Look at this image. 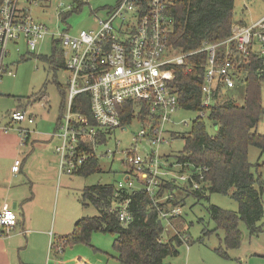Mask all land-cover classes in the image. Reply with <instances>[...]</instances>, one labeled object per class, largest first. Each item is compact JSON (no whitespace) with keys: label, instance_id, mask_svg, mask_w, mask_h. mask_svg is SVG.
<instances>
[{"label":"built area","instance_id":"obj_1","mask_svg":"<svg viewBox=\"0 0 264 264\" xmlns=\"http://www.w3.org/2000/svg\"><path fill=\"white\" fill-rule=\"evenodd\" d=\"M176 0H117L105 15L98 18L97 26L70 32V27L60 32L48 30L45 24L33 16V9L50 0H0V78L13 72L5 62L8 46L23 40L29 52H35L46 36L60 43L64 67L70 74L62 115L56 123L55 146L59 174L74 175L92 159H99L98 148L106 144L114 128L125 131L128 124L122 118L126 105H131V122H139L134 141L138 145L124 150L122 163L126 166L124 177L115 183L111 210H117V218L127 225L132 215L129 200L123 192L141 189L159 202L173 198L170 191L159 195L162 181L173 180L178 186L200 188L206 167H192L189 171L176 172V167L188 166L184 162H172L166 155H159L160 143H167L166 125L174 123L172 115L180 109L178 94L169 85L173 78L172 65H184L190 72L187 58L193 53L205 52L203 83L201 85L202 109L198 118L207 119L209 107L215 104L227 90L233 89L243 78L238 69L242 59L251 55L264 59V14L253 23L231 28L226 38L217 42H203L194 51L182 52L169 43L172 19L168 9ZM264 2V0H263ZM74 8V2L57 5L58 16L65 21V14ZM18 51V48H16ZM88 95L89 116L73 110L75 98ZM11 123H34V116L25 109L9 112ZM130 122V123H131ZM24 140L26 130L18 127ZM172 132V131H171ZM170 132V135H171ZM119 144V141L116 142ZM108 155V152H105ZM111 156L113 155L110 152ZM21 160L14 159L11 171H19ZM198 176V180L194 176ZM158 198H157V197ZM158 215L165 219L181 213L179 205L164 209L157 206ZM17 224L12 207L0 208V228L7 235Z\"/></svg>","mask_w":264,"mask_h":264},{"label":"rangeland","instance_id":"obj_2","mask_svg":"<svg viewBox=\"0 0 264 264\" xmlns=\"http://www.w3.org/2000/svg\"><path fill=\"white\" fill-rule=\"evenodd\" d=\"M82 6L78 12L70 13L62 21L58 16L57 5L71 4V0H50L32 13L38 22L45 24L48 30L60 32L70 27L71 33L80 30L95 28L98 18L115 6L117 0H81ZM235 13L244 9V20L249 21L264 11L263 0H246V8L242 0H235ZM70 11V10H69ZM68 11V12H69ZM67 12V13H68ZM53 45L51 37L46 36L39 43L35 52H29L22 40L17 44L10 43L5 62L9 65L13 75H3L0 78V129L9 125V112L23 105L27 114L34 116L35 124L28 125L30 137L25 143H18L21 136L18 127H25L27 123H11L5 133L0 130V179L11 177L7 172L13 163V157L22 161L21 171L12 179L13 185L22 178L25 182L26 165L30 174L47 176L45 165L52 153L53 144L47 145V133L55 128L59 113L61 93L67 92L69 72L64 67V58L58 55L52 59ZM18 48V51L16 50ZM223 96V95H222ZM218 101L223 100V97ZM235 104H241L244 98V84H240L230 94ZM225 98V97H224ZM262 105L264 107V83L261 88ZM199 116L198 112L178 109L172 115L174 123H168V131L164 133L167 143H160L157 148L159 155L174 157L178 155L184 145L183 136L190 131L191 121ZM207 120V119H205ZM208 132L212 133L211 124L206 121ZM139 122L133 120L125 131L114 128L106 144L99 146L98 153L105 154L99 158L98 168L87 176L63 174L61 178L54 174L51 180H37L32 188L35 193L36 207L40 211L39 219H33L31 225L24 227L26 234H16L21 231L18 225L11 230L8 240L13 264H121L114 257L112 247L114 236L110 233L94 232L89 243H75L64 245L55 250L50 244L62 233L72 231L74 221L81 217H91L98 214L96 208L87 200V206L81 204L82 189L93 184L115 183L124 177L126 166L122 163L124 150L138 145L134 141L139 130ZM176 136H171L170 132ZM258 134L264 135V113L256 127ZM20 136V137H19ZM119 141L117 145L116 142ZM23 144V145H22ZM105 152H108L106 155ZM110 152L113 153L111 156ZM33 155V156H32ZM248 159L253 165L264 161V150L249 146ZM29 163V164H27ZM12 166V165H11ZM13 177V176H12ZM27 186V185H26ZM32 187V183H31ZM27 188L29 189V183ZM209 203L223 209L236 211L238 204L229 195L212 193ZM207 200L197 201L192 196L185 199L182 205V214L185 222L184 233L188 242L179 247V254L166 257L168 264H264V227L261 232L250 236L241 223L243 233L241 244L236 249L227 250V257L219 251L226 250L221 242L223 231L215 229L206 206ZM264 222V217L261 223ZM43 234V230H47ZM61 234V235H60ZM63 234V235H64Z\"/></svg>","mask_w":264,"mask_h":264},{"label":"trees","instance_id":"obj_3","mask_svg":"<svg viewBox=\"0 0 264 264\" xmlns=\"http://www.w3.org/2000/svg\"><path fill=\"white\" fill-rule=\"evenodd\" d=\"M74 8L66 13L78 12L81 0H72ZM234 0H176L168 9L172 19V32L169 36L170 45L182 52H190L199 48L203 42H217L231 33L233 24ZM52 59L63 56L60 43L53 42ZM206 53L197 52L187 58L192 66L190 72L184 65L173 66V78L169 85L178 94L181 109L197 112L202 109L201 85L203 83V65ZM238 69L243 71V78L237 85L224 93L223 100L209 107L207 120L195 118L191 121L190 131L183 136V149L174 156H166L172 162H184L189 165L176 167V172L189 171L190 165L206 167L204 180L199 181L200 188L190 190V186H178L173 180L162 181L159 195L170 191L173 198L157 204L158 207L169 209L179 205L181 213L165 219L158 215L157 206L141 189L123 192L122 197L129 200L128 210L132 215L127 225H122L117 218V210L110 209L115 183L93 184L82 189L81 204L87 206V200L98 214L81 217L73 224L72 231L58 236L50 248L62 249L64 245L89 243L92 233H110L114 236L112 247L114 257L121 264H168L166 257L179 254V247L188 242L184 233L182 205L187 197L197 201L207 200L206 211L215 224V229L222 230L221 242L226 250L219 251L227 257L226 251L240 246L243 233L239 228L242 223L250 236L262 231L264 222V161L255 165L248 159L249 146L264 150V135L258 134L256 127L264 113L261 88L264 83V59L251 55L242 59ZM240 84H244V98L241 104H235L230 94ZM66 92L61 93L58 116L64 109ZM225 97V98H224ZM73 110L89 116L88 95L80 94L75 98ZM131 105L125 107L123 124L131 122ZM59 118L57 119V121ZM208 121L212 133L208 132ZM217 128H213V124ZM171 136H176L171 132ZM102 141H107L103 139ZM97 159H92L74 175L87 176L97 170ZM219 193L229 195L238 204L236 211L223 209L209 203V195ZM157 197V196H156ZM158 198V197H157Z\"/></svg>","mask_w":264,"mask_h":264},{"label":"crops","instance_id":"obj_4","mask_svg":"<svg viewBox=\"0 0 264 264\" xmlns=\"http://www.w3.org/2000/svg\"><path fill=\"white\" fill-rule=\"evenodd\" d=\"M242 1H243V7L246 8V0H242ZM234 5H235V0H234ZM234 9H235V6H234ZM234 9H233L232 27L251 24L264 14V11H263L257 17H254L249 21H245L244 20V15H245L244 9H242L238 14L234 12ZM51 44L54 45L52 40H51ZM17 108L24 109L25 107L23 105H20ZM58 118H59V116L57 117V119ZM57 119L55 121L56 123H57ZM34 124H35V122H34ZM28 125H31V124H25V127H22V128H24V130H26V134L24 136V140L22 137H21V139L17 138L19 144L22 141H25V143H27V141L30 137V130L28 129ZM55 127H56V124H55ZM0 130L4 131L3 128H1ZM54 131H55V128L53 129V131L51 133H47L48 138L45 141L48 143L47 145L53 144L52 153L50 152V156L46 160L47 161V163L45 165L46 169L44 170L45 173H48L47 176H40L39 175V176L35 177L33 174H30V172L28 170H26V169H28V165H26V169L24 166V170L26 171V174H24V175L26 177L25 182H27V183H25V184L22 183V178H20L19 181H17V183L15 185H13L12 179L21 171V166L23 165L22 161H21L19 171L16 173H13L11 171V165L13 163L10 165V170L7 173L11 174L13 177L11 176L8 178V176H6V177L0 179V208L4 204H8L10 207H12L13 203L15 204V207L13 208V210L16 214L17 224L15 225V227L12 230L14 231V229L18 225L21 228V231L17 232L16 234L25 235L26 231H25L24 227L27 225H31L33 223L34 218L38 220L40 217V211L37 212V210H35V207H36L35 196L36 195L32 189L34 187V185H33L34 182L37 180H44V181L51 180V177L54 178V174L56 176L58 174L59 178H61V175H63V174H59V172H58V157L55 153V146L58 144L59 140L55 135H53ZM19 135H20V133H19ZM16 158L17 157L14 156L13 161ZM98 162H99V160H98ZM27 164H29V163H27ZM97 168H98V164H97ZM28 183H29V189L27 188ZM31 183H32V187H31ZM72 228H73V226H72ZM48 232H49L48 229L42 231L43 234H47ZM63 234L64 233H62V235ZM10 236H11V232L7 235H4L2 233L1 228H0V264H13L14 263V261H12V259H11V250H10L9 242H8V240L11 238ZM49 249H51V248L49 247Z\"/></svg>","mask_w":264,"mask_h":264},{"label":"water","instance_id":"obj_5","mask_svg":"<svg viewBox=\"0 0 264 264\" xmlns=\"http://www.w3.org/2000/svg\"><path fill=\"white\" fill-rule=\"evenodd\" d=\"M213 128H214V129L217 128V124H216V123L213 124ZM14 207H15V204L13 203V204H12V208H14Z\"/></svg>","mask_w":264,"mask_h":264}]
</instances>
